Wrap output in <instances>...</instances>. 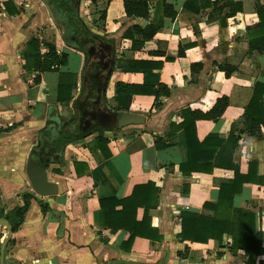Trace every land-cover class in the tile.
<instances>
[{
	"label": "crops",
	"instance_id": "0c3cea01",
	"mask_svg": "<svg viewBox=\"0 0 264 264\" xmlns=\"http://www.w3.org/2000/svg\"><path fill=\"white\" fill-rule=\"evenodd\" d=\"M5 1L0 0V214L22 205L24 192L32 197L22 222L11 230L14 241L8 250L5 246L3 264L7 258H11L7 264H258L264 255L249 262L242 249H229L232 242L227 235L222 243L177 237L180 211L210 214L203 202L216 201L218 181L230 178L232 171L216 167L210 173L183 175L179 164L187 159L184 131L173 132L169 125L181 120L185 106L206 110L217 97L226 95L229 103L221 117L198 119L195 127L198 139L210 133L227 137L254 83H264V53L248 50L246 30L257 23L256 2L264 8V0H240L242 9L221 28L217 20L208 18L211 6L195 12L183 7L185 0H168L176 16L165 17L161 29L140 50H131L130 40L122 34L126 26L143 20L127 17L122 0H8L16 13H8ZM99 1L105 2L106 11L100 30L87 27L83 16L90 3ZM66 2L73 3L76 17L90 36L85 49L74 41L69 12L63 7ZM32 36L39 39L41 52L46 50L45 43H51L58 53H65V63L42 72L25 68L22 52ZM178 50L184 55L178 56ZM126 59L154 65L128 68L122 65ZM191 63H201V68L192 72ZM223 63L236 69L226 76L219 67ZM117 81L162 82L170 93L156 101L149 94L118 95ZM70 83V98L62 101ZM120 110L142 114L143 122L112 126L106 114ZM93 112L98 115L94 117ZM259 126V135L244 131L235 145L232 160L242 173L255 160L257 172L264 174V125ZM98 132L107 138V158L96 147ZM157 137L172 143L156 149ZM53 146L58 159L44 166L48 179L56 183V192L40 195L27 176L26 157L31 153L37 158L41 149L51 152ZM74 161L81 163L79 170L85 164L86 172L76 174ZM148 181L158 187V203L149 215L162 237L136 236L126 249L122 243L128 232H111L103 226L98 199L125 197L135 184ZM184 182H188L187 192ZM233 200L236 209L255 213V228L262 231L264 246L263 185L245 182ZM41 203L46 205L44 211ZM141 215L138 208L137 218ZM6 235L7 229L0 226V244Z\"/></svg>",
	"mask_w": 264,
	"mask_h": 264
},
{
	"label": "trees",
	"instance_id": "16d2710c",
	"mask_svg": "<svg viewBox=\"0 0 264 264\" xmlns=\"http://www.w3.org/2000/svg\"><path fill=\"white\" fill-rule=\"evenodd\" d=\"M93 1V0H92ZM124 14L127 17L140 18L143 21L131 23L123 31V37L130 40L131 50H140L145 41L159 31L163 25L165 17L174 18L176 10L168 0H122ZM211 6L208 18L217 20L219 27L226 26L227 18L234 15L242 9L240 0H225L220 4V0H185L183 7L192 11H199L200 8ZM228 10L222 13L223 7ZM63 7L68 10V23L74 28V41L84 48V43L90 39L83 22L76 17V11L73 3L66 2ZM4 8L8 13L18 12L12 6L11 1L4 2ZM256 12L258 21L253 26L247 27L248 50H255L259 54L264 53V8L259 2H256ZM99 19L104 20L106 16L105 7L99 12ZM46 50L41 52L40 41L32 36L23 48L22 56L24 67L36 69L39 72L52 69L56 65L63 64L66 61L65 53H58L51 43H45ZM178 56L184 55V51L178 50ZM168 58V57H166ZM128 68H148L154 65L153 62L140 59H126L122 64ZM53 66V67H51ZM221 70L226 76H229L236 66L227 63L219 64ZM201 68V63H191V71L195 72ZM264 72V71H263ZM37 80V78H36ZM61 86H63V81ZM71 83L68 85V94L62 98V101L70 98ZM116 94H149L156 101L161 95H168L170 88L159 82L157 84H137L124 81L115 83ZM61 87H59V91ZM264 95V83L256 81L253 86L251 97L240 115L231 125L226 138L219 137L217 134H207L202 139L196 136L195 123L198 119H209L217 121L223 114L229 103L228 96L221 95L217 97L210 107L206 110L192 108L189 105L180 110L181 120L178 123H170L169 128L173 131L182 129L186 141L187 159L179 164V170L183 175H190L193 171L210 173L214 168L232 171L230 178H222L218 181V194L216 201L206 200L202 206L211 213L182 210L179 213L180 230L177 237L180 240H189L191 242H206L209 239H216L222 243L223 236L230 237L232 245L231 251L242 249L247 255V260H252L257 255H264V246L262 244V231L255 228V213L249 208H235L233 204L234 196L240 193L243 183L252 182L263 185L264 174L257 172L258 163L255 160L248 162L247 171L240 172L239 165L232 160L233 151L240 133L246 131L251 135H259V125H264V107L262 104ZM61 99V97H59ZM242 124L241 128H238ZM173 131V132H174ZM96 146L107 158L110 155L106 146L107 138L102 136L101 132L96 135ZM172 142H166L163 137H157L154 141L156 149H161L171 145ZM50 150V148H49ZM40 151L47 152L45 149ZM51 151V150H50ZM56 151V150H55ZM48 154V155H47ZM44 155L45 164L51 160L58 159L56 152H47ZM50 155V156H49ZM76 174L86 172L87 167L79 170L81 163L73 162ZM86 169V170H85ZM58 172V168H53ZM183 191H188V182L183 183ZM158 187L151 181L135 184L129 195L117 198L116 196L101 197L98 199L101 210L102 222L105 228L111 232L123 229L128 232V237L122 245L129 249L133 239L136 236L148 239L158 240L162 236L158 229L151 225L149 209L154 208L157 203ZM32 194L24 192L22 194L23 204L14 207L9 212H2L0 217L6 218L10 224L11 230L17 229L23 220ZM42 211L46 205L40 204ZM142 208V215L137 218V209ZM14 238L10 237L6 243V250L13 244ZM11 258L5 260V264L10 263ZM258 264H264V258L258 259Z\"/></svg>",
	"mask_w": 264,
	"mask_h": 264
},
{
	"label": "water",
	"instance_id": "95a60500",
	"mask_svg": "<svg viewBox=\"0 0 264 264\" xmlns=\"http://www.w3.org/2000/svg\"><path fill=\"white\" fill-rule=\"evenodd\" d=\"M110 74V70L105 78V82ZM104 82V83H105ZM94 117L98 115L97 112H93ZM85 117V112L82 113V116L79 119V122L82 123ZM106 118L110 120L112 126L123 127L128 124H139L143 122L144 116L140 113L130 112L120 110L117 112H109L106 114ZM56 146L50 148L54 150ZM47 152L41 151V154L36 158L31 153L26 157V173L29 178L32 188L40 195L53 194L56 192V183L49 180L47 177V170L44 166L45 159L44 155ZM0 226H3L7 229V235L2 240L0 244V264H3L4 260V250L8 238L11 235V227L8 220L4 217L0 218Z\"/></svg>",
	"mask_w": 264,
	"mask_h": 264
},
{
	"label": "rangeland",
	"instance_id": "374dc122",
	"mask_svg": "<svg viewBox=\"0 0 264 264\" xmlns=\"http://www.w3.org/2000/svg\"><path fill=\"white\" fill-rule=\"evenodd\" d=\"M105 7L104 1H99L98 4H91L88 6L87 11L83 13L84 16V23H88L87 27H90L92 29H102L103 28V21L98 18L99 12L102 10V8ZM93 16L95 19H93Z\"/></svg>",
	"mask_w": 264,
	"mask_h": 264
},
{
	"label": "built area",
	"instance_id": "2783aa9c",
	"mask_svg": "<svg viewBox=\"0 0 264 264\" xmlns=\"http://www.w3.org/2000/svg\"><path fill=\"white\" fill-rule=\"evenodd\" d=\"M51 67H53V66H51Z\"/></svg>",
	"mask_w": 264,
	"mask_h": 264
}]
</instances>
